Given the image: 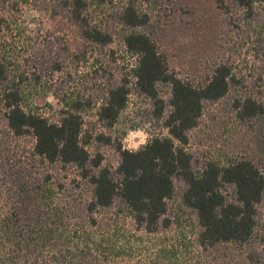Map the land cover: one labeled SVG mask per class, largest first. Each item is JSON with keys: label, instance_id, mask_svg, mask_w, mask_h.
Here are the masks:
<instances>
[{"label": "trees", "instance_id": "trees-1", "mask_svg": "<svg viewBox=\"0 0 264 264\" xmlns=\"http://www.w3.org/2000/svg\"><path fill=\"white\" fill-rule=\"evenodd\" d=\"M24 1L37 5L59 1L60 14L86 42L101 47L113 42V27L100 22L94 8L114 0H0V38H25L22 29L12 28L16 19L11 15ZM232 1L244 12L241 23L253 32L255 4L264 0ZM216 2L225 6L224 0ZM117 19L122 29L130 30L123 42L137 58L132 83L157 106L161 104L157 117L164 120L169 135L154 137L138 151L120 146L118 167L104 166L103 156H93L87 149L82 117L68 111L54 122L30 108L20 88L3 87L10 74L8 63L0 59V264H125L112 258L110 240L105 239L113 220L96 215L121 201L139 227L154 233L178 179L186 186L184 204L198 216L200 247L245 246L253 238L257 206L264 199V174L245 159L226 167L212 162L196 171L185 146L207 102L220 101L237 87L234 108L239 118L254 119L264 116V91L261 96L246 91L227 63L217 65L204 85L182 79L169 69L151 36L141 31L148 23L147 15L132 3L120 9ZM130 83L107 93L99 111L107 127H113L125 109ZM160 85L171 89L167 114L159 97ZM2 122L8 133L1 131ZM69 168L77 172L72 181L91 188L90 198L82 200L67 188L59 175ZM223 185L234 188L233 200L226 198Z\"/></svg>", "mask_w": 264, "mask_h": 264}, {"label": "rangeland", "instance_id": "rangeland-1", "mask_svg": "<svg viewBox=\"0 0 264 264\" xmlns=\"http://www.w3.org/2000/svg\"><path fill=\"white\" fill-rule=\"evenodd\" d=\"M224 2L221 7L216 0H114L110 5L94 8L98 20L112 26L114 32L113 42L101 47L86 42L78 28L62 17L59 1L54 5L24 1L17 5L19 11L11 15L16 19L12 28L22 29L25 38H0V59L8 63L10 74L3 87L20 88L26 104L51 121H59L63 112L80 115L87 149L93 156L101 154L103 165L115 170L120 163L118 147L138 151L154 137L169 135L164 120L157 117L161 104L157 106L132 83L137 58L125 48L123 39L130 30L120 26V9L134 3L147 15L148 23L141 31L156 42L169 69L180 78L201 86L217 65L227 63L236 78L242 80L241 87L261 96L264 1L255 4L253 32L241 23L243 10L232 0ZM125 82H131L128 103L114 126L107 127L99 119L100 108L109 90ZM235 90L237 87L220 101L207 102L198 126L188 133L185 149L192 155L196 171L212 162L226 167L245 159L264 174V116L239 118L234 108L239 92ZM159 97L165 102L167 114L170 87L160 85ZM4 124L1 131L8 133ZM76 173L69 168L59 176L69 190L86 200L91 188L84 182L72 181ZM185 189L182 180L175 181L174 196L167 201V212L154 233L139 227L121 201L98 213L97 218L114 222L111 230L105 231L112 258L125 264H264V199L257 206L256 226L249 244L203 248L197 240L198 216L184 204ZM222 192L228 200L234 199L232 186L223 185Z\"/></svg>", "mask_w": 264, "mask_h": 264}]
</instances>
